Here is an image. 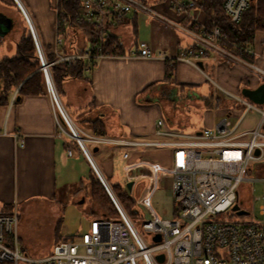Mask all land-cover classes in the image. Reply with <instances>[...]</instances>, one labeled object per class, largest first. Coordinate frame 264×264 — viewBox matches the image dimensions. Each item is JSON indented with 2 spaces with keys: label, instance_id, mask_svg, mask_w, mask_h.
<instances>
[{
  "label": "built area",
  "instance_id": "built-area-1",
  "mask_svg": "<svg viewBox=\"0 0 264 264\" xmlns=\"http://www.w3.org/2000/svg\"><path fill=\"white\" fill-rule=\"evenodd\" d=\"M15 1L28 20L42 61L56 119L57 136L63 139L69 155H73L76 146H79L88 157L119 216L102 214L94 217L88 228L78 232L76 237L63 238L49 252L31 256L20 244L19 209L13 207L11 211H1L0 264H264V197L259 207V220L240 221L229 213L237 202L240 203V209L247 211L244 214L249 213V208L240 199L239 188L250 179L248 174L253 162L264 159V103L233 94L244 108L234 115L232 124L225 117L214 127H206L200 133L189 136L167 126L161 117L156 121V134L164 139L145 142L120 140L142 146L166 147L171 151L169 173L173 217L158 214L151 205L148 207L149 217L141 221L138 227L92 156V146L115 140L106 135L90 133L75 123L56 90L51 72V65L56 62L76 65L80 59H85L89 70L96 60L104 56L120 55L104 50L103 41L111 27L97 38L94 52L88 44L83 51L65 53L61 48L64 36L59 26L66 22L57 17L53 48L56 58L48 61L21 0ZM164 1L169 2L168 13ZM203 1L83 0L81 19L98 26H102L106 20L115 25L122 23L128 15L145 13L187 36L190 42L175 56H170L164 50L153 52L146 41H141L136 48L139 55L165 59L172 67L179 61H186L202 71L206 60L212 61L214 65L224 61L246 67L260 82H264V67L248 58L254 55L250 46L234 43L233 48H229L223 45L225 35L219 25L208 23L206 11L201 6ZM252 2L223 0L222 14L229 22L238 23ZM173 14L180 17L174 19ZM113 47H116V43ZM199 61H203L204 67L199 65ZM208 78L214 82L215 90L220 87L231 94L211 76L208 75ZM252 109L258 112V119L251 128L240 129L245 115ZM232 113L228 112L229 115ZM128 190L135 198V190ZM159 255H163L162 260L158 258Z\"/></svg>",
  "mask_w": 264,
  "mask_h": 264
},
{
  "label": "crops",
  "instance_id": "crops-1",
  "mask_svg": "<svg viewBox=\"0 0 264 264\" xmlns=\"http://www.w3.org/2000/svg\"><path fill=\"white\" fill-rule=\"evenodd\" d=\"M28 3L33 14L27 8ZM37 3L39 5H36L34 0H27L25 4L21 0L22 7L38 33L42 47L52 53L57 14L55 16L49 9L47 0H38ZM2 16L5 21L10 20L11 26L0 32V59L16 53L17 41L27 24L26 16L17 2L10 4L0 0V17ZM136 17L137 14L134 15V20ZM136 29L131 23L112 25L111 31L122 41L124 45L122 53L125 54L104 56L95 61L85 77L66 79L62 85L63 92L60 98L78 126L90 133L103 129L106 136L115 140L112 143L97 145V151H93L96 145L92 146L93 159L103 174L95 157L102 156L103 165H106L112 158L110 155L115 150H120L125 160L124 169L127 184L131 183L130 188L135 190L139 183L148 179V184L142 183L144 190L151 189L152 193H155L164 186L171 192V176L157 177L154 153H158L159 149L119 141L157 140L156 121L163 117V114L168 118L163 117L167 126L187 134L184 129L189 126L190 116L174 106V94L181 84H194L203 80L204 70L186 61H179L173 67L172 77L166 79L167 60L145 57L139 55L136 49L133 50ZM157 37L159 41H163V36ZM175 43L167 48L164 45L162 47L149 45L153 52L164 50L168 55L175 56L186 46L178 40ZM250 48L254 55H249L248 58L264 67V31L256 33L255 41ZM205 65L212 68L215 77L234 90L240 88L242 90L246 86L255 88L262 83L242 65H231L224 61L214 65L210 60H206ZM16 91L12 92L8 105L0 106V128H5V131L0 129V212L13 207L23 209L32 199L41 198L45 199L42 204L56 215L55 212L59 211L63 202L62 198L71 194L77 195L88 184L93 167L79 146H76L73 155H69L63 139L57 136L49 91L44 94L22 95L18 100ZM14 96L16 101L13 103ZM198 102L204 107L214 105L211 99L207 98L199 99ZM225 117L229 124L234 123L235 116L222 110L219 117H215L210 125L214 127ZM94 121H97L100 127H94ZM206 127L208 126L205 124L202 129ZM200 131L202 130L196 134ZM162 151L165 156L163 160L169 165L171 151L169 148ZM125 152L128 154L125 155ZM18 229L20 239H24V247H29L30 243L23 238L19 226ZM41 251H36L37 255L46 252Z\"/></svg>",
  "mask_w": 264,
  "mask_h": 264
},
{
  "label": "rangeland",
  "instance_id": "rangeland-1",
  "mask_svg": "<svg viewBox=\"0 0 264 264\" xmlns=\"http://www.w3.org/2000/svg\"><path fill=\"white\" fill-rule=\"evenodd\" d=\"M23 2L26 4L27 0H23ZM37 2L38 0H34V3L39 5ZM47 2L49 9L55 13L56 16V0H47ZM28 4L27 8L29 9V12L33 14L32 9H30V3ZM163 4L167 6L165 11L168 13L169 2L164 1ZM129 16L126 17L122 23H131L137 28L135 32L136 41L132 45L133 50L138 48L141 41H146L148 44H154L155 47H162L164 45L166 48L172 46L171 44L175 43L177 40L184 45H187L188 42H190L187 36L178 33L162 22L150 18L145 13H138L136 20H134V16ZM176 16L177 15L173 14L174 19H176ZM177 17L179 18L180 16ZM26 23L29 24L27 20ZM30 23H32V21H30ZM157 36H163V41H159ZM176 44L177 43H175V45ZM168 50H171V48H168ZM211 69L212 68L205 65L203 73L200 71L205 77L203 80L194 84H181L176 88L174 94V106L182 109L188 116H190L189 126L184 129L185 133L189 136H193L197 131L202 130L205 124L208 127H212L210 122L215 117H219L222 110H225L226 112L231 111L234 116L238 111L244 108V105L233 96L234 94L236 96L245 97L241 88L237 90L232 89L228 84L223 83L215 77ZM208 75L231 94L227 93L220 87L215 90V84L210 78H208ZM227 76H229V74H227ZM206 98L211 99V102L214 104L213 107L199 105V99L202 100ZM163 117L168 119L165 114H163ZM256 118H258L257 111L254 109L248 111L240 128H251ZM164 138L165 137L162 136L157 137V139ZM153 148L159 149L157 151L158 153H154L156 154L154 162L156 164V171L158 172L157 177H169V165L163 160L164 152L162 151L166 147L153 146ZM110 157L112 158L106 165H103L102 161L104 159L102 156H96L95 158L109 183L127 189L129 195L132 197V194L129 192L130 190H128L130 188L127 186V174L124 169L125 160L121 151L115 150ZM248 177L250 179L240 186L239 192L240 199L244 202L243 205L249 208V213L238 214L235 210H229V213H232L233 216L240 221L259 220L261 218L259 207L264 197V159L253 162ZM142 183L145 185L148 184V179H144ZM142 183H139L135 188L134 200L137 205L133 206L128 211L134 223L139 227L141 221L149 217L148 211H150V209L148 207L151 205L158 214L167 218H172L173 201L170 190L167 187L162 186L155 191V193H152L151 189L144 190V184ZM43 200L45 199L34 198L26 203L23 209L18 207L20 209V232L23 235V238H26L27 242L30 243V246L24 247V239H20V244L31 256L37 255L38 253H36V251L42 252L41 250H46L45 253L49 252L54 244L63 238L76 237L78 232L84 231L88 228L92 217L101 216L105 210L109 212L108 209L102 208L100 204L92 198L91 181H89L88 184L77 193V195L71 194L68 197L62 198V211L60 207L59 211L55 212L56 215H54L46 205L42 204ZM144 203H147V205ZM114 207L117 209L115 205ZM11 210L12 209H10V211ZM110 215L112 217L119 216L118 211L111 213Z\"/></svg>",
  "mask_w": 264,
  "mask_h": 264
},
{
  "label": "trees",
  "instance_id": "trees-1",
  "mask_svg": "<svg viewBox=\"0 0 264 264\" xmlns=\"http://www.w3.org/2000/svg\"><path fill=\"white\" fill-rule=\"evenodd\" d=\"M3 1V0H2ZM10 4H16L15 0H4ZM223 0H204L201 6L206 11L207 21L211 25H219L226 40L223 45L233 48L234 43L251 46L255 41L258 31H264V0H253L251 6L246 9L238 23H231L222 14ZM83 0H58L57 17L63 18L66 24L59 26L60 32L64 36L63 52L83 51L88 44L94 52V43L97 38L109 28L113 22L106 20L102 26L86 22L81 19ZM123 22V21H122ZM116 43V47L113 44ZM104 50L113 54H121L124 51V45L119 37L112 31H109L105 37ZM45 57L48 61H54L56 55L47 52L43 46ZM173 67L167 62L166 79L173 75ZM87 61L80 59L76 65H69L66 62H56L51 65L52 77L55 86L61 95L62 85L69 78L85 77ZM16 91V97L31 94L48 93V86L42 69V61L29 26L25 29L17 41V49L14 55L4 56L0 59V106L8 105L12 92ZM16 97L13 103L16 101ZM94 127H100L97 121L93 123ZM95 134L105 135L103 129L97 130ZM89 181L92 182V198L95 199L102 208L108 209L103 214L110 215L115 213L114 204L95 170L91 169ZM109 182V181H108ZM81 183L83 181L81 180ZM127 211L137 205L135 198L131 197L127 189L119 185L109 183ZM62 218V217H61Z\"/></svg>",
  "mask_w": 264,
  "mask_h": 264
},
{
  "label": "water",
  "instance_id": "water-1",
  "mask_svg": "<svg viewBox=\"0 0 264 264\" xmlns=\"http://www.w3.org/2000/svg\"><path fill=\"white\" fill-rule=\"evenodd\" d=\"M11 26L10 24V20H6L4 16L0 17V32L6 31L7 29H9ZM39 44V42H38ZM199 65L201 67H204L203 61H199ZM242 93L244 96H246L247 98L251 99L252 101L256 102V103H264V82L260 83L257 87L252 88V87H243L242 88ZM20 99V96L17 97V100ZM98 150V146L96 145L93 148V151H97ZM258 152V150H257ZM127 186L130 188L131 183H128ZM240 203H236L233 206L234 210H237L238 214H244L247 213V211L245 209H240ZM159 259H163V255H159L158 256Z\"/></svg>",
  "mask_w": 264,
  "mask_h": 264
}]
</instances>
